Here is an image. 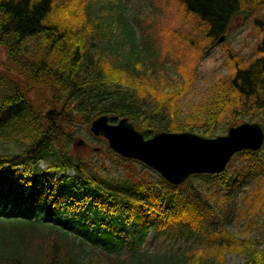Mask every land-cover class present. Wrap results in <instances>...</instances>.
I'll list each match as a JSON object with an SVG mask.
<instances>
[{
  "label": "trees",
  "instance_id": "obj_1",
  "mask_svg": "<svg viewBox=\"0 0 264 264\" xmlns=\"http://www.w3.org/2000/svg\"><path fill=\"white\" fill-rule=\"evenodd\" d=\"M148 1L180 14L171 30L158 28L163 38L172 31L167 46L136 37L122 0H0V264H212L231 251L264 264L263 248L229 230L236 214L251 225L264 212V149L240 152L247 169L229 182L201 175L175 186L108 146L102 159L73 147L81 127L104 114L206 135L264 121V0ZM239 16L255 30V55L222 42L228 74L184 109L207 50ZM40 162L54 174L41 183ZM247 177L254 184L237 208L233 189ZM162 235L167 245L153 249Z\"/></svg>",
  "mask_w": 264,
  "mask_h": 264
},
{
  "label": "rangeland",
  "instance_id": "obj_2",
  "mask_svg": "<svg viewBox=\"0 0 264 264\" xmlns=\"http://www.w3.org/2000/svg\"><path fill=\"white\" fill-rule=\"evenodd\" d=\"M122 2L127 6L128 12L125 13V15L128 19V22L134 29L136 37L138 38L144 35L146 38H151L153 41L155 35L157 34L158 28L171 30L181 21L180 14L176 13L174 10H166V8H154L148 0H122ZM117 23L118 21H114V23H112V25L110 26L112 31L115 24ZM120 32L122 33L121 29ZM171 33L172 31L166 33V37L164 38L156 35V39H159L160 41L159 44H170L172 42ZM254 34H256L255 30L251 29L250 22L246 21V17L239 16L233 21L224 41L229 44L228 46L231 45L232 49H236L247 58H251L253 57V55H255L254 48L257 41ZM6 60V49L0 47V72H5L4 65L1 63L5 62ZM228 72L229 65L225 63L224 48L222 45L216 46L209 53V56L202 61L196 82L191 92L187 96V100L183 101V108L187 109L193 104V102L197 103L202 100L208 99L211 96L215 81L221 77H226ZM170 77L172 80L177 79V75L174 73H172ZM32 98L36 99L37 97L35 95H32ZM37 102H40V99H38ZM77 136L79 137L77 138L76 142L80 140L79 138L85 141L84 144L80 146L76 144L77 148H84L82 153H85L89 156H95L96 159L103 158V154L94 152L93 147L98 146L104 149L105 145L102 141L96 139L90 133L89 129L87 130L86 127L82 126ZM17 148V145L12 144L11 147L6 148L5 150L13 151ZM1 150L2 149H0V151ZM245 166V162L240 161L238 158H236L230 168H228L225 173L221 174L218 177L220 178V180H222V182H229V180H233L241 172V170L247 169ZM40 167L42 169L47 168L46 164L44 163H41ZM21 177H23L22 174ZM202 181L203 180H201L200 182ZM253 184L254 181L250 177H247V179L245 180L239 181L237 183V186L233 189L232 199L229 204H234L235 207L237 206L238 208L242 202V195L247 189L252 187ZM246 222L247 218L242 219L240 215L236 214L232 218L229 230L239 239L246 241V239L249 238L253 246H255L256 248L259 247L264 249V212L259 213L255 219V222L251 225H247ZM153 230L154 229L151 228L152 232ZM149 245H151V243ZM165 245H167L166 235H162L159 239L153 242L152 248L156 250H163ZM244 262V254L237 251H231L225 254V259L222 263L212 264H244Z\"/></svg>",
  "mask_w": 264,
  "mask_h": 264
},
{
  "label": "water",
  "instance_id": "obj_3",
  "mask_svg": "<svg viewBox=\"0 0 264 264\" xmlns=\"http://www.w3.org/2000/svg\"><path fill=\"white\" fill-rule=\"evenodd\" d=\"M91 131L106 137L118 154L143 161L174 185H182L193 175L220 173L238 152L264 146L261 121L248 120L223 135L207 136L191 131L139 130L128 118L104 115L92 122ZM148 134L152 136L146 138Z\"/></svg>",
  "mask_w": 264,
  "mask_h": 264
}]
</instances>
